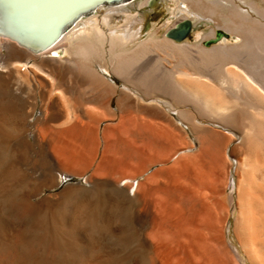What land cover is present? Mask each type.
<instances>
[{
    "label": "bare ground",
    "instance_id": "obj_1",
    "mask_svg": "<svg viewBox=\"0 0 264 264\" xmlns=\"http://www.w3.org/2000/svg\"><path fill=\"white\" fill-rule=\"evenodd\" d=\"M95 1L0 0V45L8 51L0 66V264H264V0H183L197 22L212 19L241 39L212 49L204 41L214 29L196 46L168 35L138 41L143 20L128 15V3L119 5L127 0ZM99 9L103 24L90 22L88 34H77L74 27ZM117 14L126 24L108 33ZM156 50L175 69L162 67L168 58L148 68L145 57ZM33 95L43 106L31 143ZM102 122L110 124L98 159ZM188 130L214 154L238 139L228 150L237 162L231 184L222 166L190 165ZM15 146L54 164L44 167L51 186L61 166L94 174L88 186L33 205L7 173L20 158ZM168 161L169 182L158 183L157 171L145 175ZM228 187L244 260L224 239Z\"/></svg>",
    "mask_w": 264,
    "mask_h": 264
},
{
    "label": "rangeland",
    "instance_id": "obj_2",
    "mask_svg": "<svg viewBox=\"0 0 264 264\" xmlns=\"http://www.w3.org/2000/svg\"><path fill=\"white\" fill-rule=\"evenodd\" d=\"M182 1H179V0H127L123 3H120L119 5L128 3L129 6H132L128 15H130L132 17H134V16L135 17H142L143 27H142V32L139 36L138 41L148 40L151 38L152 35H155V34L161 39L168 37L167 36L168 30L173 28L175 23L182 19V21H184V20L192 21L193 22V29H192V31L190 30L189 33L184 38H182L180 40L175 39V41L178 44L188 43L191 46H196V45L200 44V42L203 41V37L207 33H209L212 29L216 30L214 37L207 38L204 41V46L207 49H212V48L219 46V45H237V44L241 43V39L236 38L233 34H230L225 29H223L221 27H217V22L213 21L212 19H207V20H202V21L197 22L195 15L191 13V11H193L190 8L191 4H188L184 1H183L184 2L183 3ZM224 1L228 2L229 0H224ZM246 10H249V8L248 9L246 8ZM105 15H106V13L99 9L98 11L94 12L93 14H90V15L82 18L83 19L82 23H84V24H81L79 27H77V26L74 27L75 28L74 30L76 31L77 34L78 33L88 34L89 28H90V22L96 21L99 24L100 23L103 24V20H104ZM126 21H127L126 16H124L123 14H117L116 17L112 20L111 26L105 27V29L107 30V32L109 31L110 28L121 29L122 27L125 26ZM176 25L174 27H176ZM86 29H87V31L85 32ZM5 41L6 40L3 39L0 44L4 45ZM3 45H0V66H3L2 65L3 58H4V56L7 55V52H8L7 49ZM148 54L145 57L146 63L148 64V66L150 64H152V66H149L148 68L154 67L157 63H159V61L161 62V61H164L165 59L168 58V57H166V55H164L165 53L161 52L160 50H156L155 52L148 53ZM193 55L198 57V55L195 53H193ZM60 58L61 59H67V58H71V57L69 54L61 52ZM163 58H165V59H163ZM161 59H163V60H161ZM11 62L12 61H10V63ZM168 62H170L171 64L170 63L166 64L165 61L161 62L162 67L164 68V66L168 65L169 67L171 66L170 67L171 69H175V67H176L175 60L170 58ZM159 65L157 66L158 68L161 67ZM172 67H174V68H172ZM0 68H2V67H0ZM163 68L157 69V73H158V71H159V74L162 73ZM106 75L108 76V79L117 86L119 91L124 89L123 84L121 82H119L115 77H113L107 73H106ZM33 96H35V95H33ZM118 99H119V96H116V98L113 100V103H112V105H113L112 108L116 112L119 111L118 106H117ZM34 100H35L36 106L34 108L33 116L29 118V120H30L29 122H30L31 126L27 127L29 130L28 141L31 143L34 142L33 136H34V132L36 129V127H32V125L34 124V122L38 118L41 117V109L43 106V101H42L40 96L36 95ZM187 109L191 111V114L193 113V115H191L192 118H197L198 115L196 113V116H194L195 113H194L193 109H190V108H187ZM171 114L175 117L177 116L176 112H171ZM195 123L196 124L200 123L199 125L213 126L217 130H219V131L224 130L223 132L225 134H229L228 131L221 128L219 125H217L215 123H210V122H207L204 120H199V119H195ZM109 124L110 123H108V122H102L101 123V126H102L101 144L99 146L98 153H97L98 159H101V157L103 156V153L105 151L106 140H105L104 135H103L104 134L103 130ZM184 127L186 128V124ZM188 135L190 137V143L193 142L192 147L190 148V154L194 153V155L197 157V152L200 151V154H198V157L200 156V158L197 157L198 160H195L197 158L194 155H192L193 159L191 161H192V163H195V164L190 163V165H196V166H200V165L201 166H216L217 165V166H222L223 167V172H222L223 174L221 177L223 179V176L226 178V176L228 175L229 182L231 184V180L233 179V176L235 173V166H236L237 162L234 159V157H231V156L228 157V150L234 143H236L238 141V139H236L233 142L228 143V145H227L228 149H226L225 146H226L227 142H224L223 143L224 145H222L219 143L220 141L219 142L217 141L219 139L218 136L214 135L215 136L214 139H213V136H211L213 139V142L217 141L219 143V145H222V147L220 146L221 147L220 151L219 152L217 151V152H215L216 154H214L210 150H208V144H209L207 142L208 140L203 141V142H205V144L201 143L202 145H200V142H198V140L195 138L194 134L189 130H188ZM234 137L237 138V136H234ZM212 139H211V141H212ZM120 146L121 145H117V146L113 145L112 149L115 150V148L117 147L116 149L117 150L119 149L118 150L119 152H123L124 147L123 146L120 147ZM120 149H122V150L120 151ZM24 150L25 149L20 148L19 146H15L14 152L16 153L17 156L20 155L19 161L17 160L15 162L16 165L11 166L9 168V172H7V171L6 172L8 173V175L11 173L9 175V176H11L9 178V179H11L10 181L16 180L15 184H17V183L19 184V185L17 184V186L21 187L22 189L26 188L24 190V194L26 196L28 195L27 199L29 200V202L31 201L30 203L33 205H37L42 199L47 198V197H50V198H54L56 196L58 197L59 195L66 192L67 190H73V189L81 187V186H88L86 180L94 174L93 169H89L83 175L76 176L75 174H73L75 172L72 169H70V168L68 169L67 166H61L59 170L55 171V176H56L55 177V184L51 186V185L46 183L44 175L46 174L47 171L45 170L44 167L50 166V165L54 166V164L52 162H51L52 164H50L48 161V162H45L46 163V165H45V163L41 160L39 153L34 148H29V150H25V151ZM225 151H226V154H225ZM159 157H161V156H158L157 160H159ZM47 163H49V164H47ZM171 165H172V161H168L165 163H154L153 166H151L145 172V175L149 176V175H151L157 171L156 176H158L159 178L157 177L155 179L158 183H160L161 185H164L166 182H169L171 180V175H170V173H168L169 171L167 169H165ZM162 167H164V168H162ZM161 168L163 169V171H162L163 173L159 171V169H161ZM165 170H167L168 172ZM158 171L160 174L158 173ZM14 176H15V178H14ZM139 179L141 180L142 178L140 177ZM147 183H150V182L148 181ZM227 194H228V202H229L230 215L231 216H229V221L227 222L228 224H226L224 239H225V242L228 244V246L233 251V253L238 254L240 256V258H242V260H244L242 254H241V248H240V246L237 243V240L235 238L234 228H233L234 220L236 217V212L234 209L235 202H236L235 192L233 189L228 187L227 188ZM161 196L164 197L165 195L161 194ZM39 211H40V213L45 214V213H47L48 209L44 208V209H41ZM239 262H240V264H246L244 261L241 262V260Z\"/></svg>",
    "mask_w": 264,
    "mask_h": 264
},
{
    "label": "water",
    "instance_id": "obj_3",
    "mask_svg": "<svg viewBox=\"0 0 264 264\" xmlns=\"http://www.w3.org/2000/svg\"><path fill=\"white\" fill-rule=\"evenodd\" d=\"M111 1L113 0H96L94 3L111 2ZM190 30H191V22L184 20L182 22L177 23L176 27L169 29L167 34L171 38L180 40L184 38L189 33Z\"/></svg>",
    "mask_w": 264,
    "mask_h": 264
}]
</instances>
